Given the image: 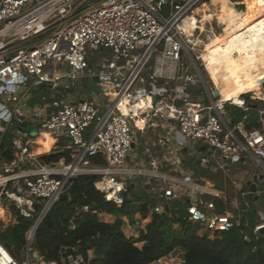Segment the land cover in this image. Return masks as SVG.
<instances>
[{
    "label": "built area",
    "instance_id": "2783aa9c",
    "mask_svg": "<svg viewBox=\"0 0 264 264\" xmlns=\"http://www.w3.org/2000/svg\"><path fill=\"white\" fill-rule=\"evenodd\" d=\"M201 1L0 0V144L9 135L14 151L12 160L0 158V203L4 198L23 216L44 218L74 179L94 174L99 176L97 188L121 206L128 189L117 168L130 155L136 130L163 125L168 131L161 133L157 144L166 147L177 172L183 171L182 162L169 140H176L180 149L204 143L232 160L249 155L264 174V105L256 106L259 128L232 127L227 105L250 111L252 102L241 95L238 102L221 101L220 94L214 97V80L208 75L210 86L198 63L207 73L204 51L197 49L202 41H190L182 28ZM168 5L169 17H164ZM87 49L111 52L91 73V78H99L97 93L91 97L60 93L61 98L27 105L28 84H51L57 92L60 87L64 92L76 88V81L90 69ZM193 52L199 53L198 61ZM185 58L195 74L188 71ZM56 72L60 75L53 76ZM171 123L176 124V135ZM93 124L94 130L88 132ZM34 129L66 136L72 161L41 163L27 142ZM100 155L106 165L96 163ZM202 162L208 165L210 158ZM150 165L158 171L161 161L153 158ZM161 190L152 214L202 225L211 239L239 224L227 212L214 214V201L200 200L208 191L192 182L191 175L167 176ZM211 193L219 196L217 191ZM144 222L142 215L135 218L136 225ZM261 229L264 209L258 211L254 234L258 236ZM34 238L29 231L22 260L0 242V264H90L92 251L86 256L79 244L62 248L56 260H46L34 250Z\"/></svg>",
    "mask_w": 264,
    "mask_h": 264
},
{
    "label": "trees",
    "instance_id": "16d2710c",
    "mask_svg": "<svg viewBox=\"0 0 264 264\" xmlns=\"http://www.w3.org/2000/svg\"><path fill=\"white\" fill-rule=\"evenodd\" d=\"M209 7L214 9L212 4ZM247 57H241L244 67L249 65L245 63L246 59H250ZM211 62V65L223 63L220 58H213ZM204 72L207 75L203 69ZM246 99L251 102V99ZM255 103L260 107L263 101L256 100ZM227 110L231 114L229 122L232 127L241 121L246 122L247 130L261 126L257 108L244 111L228 104ZM92 130L90 128L88 132ZM0 158L6 161L14 158L9 135L0 144ZM62 159L70 163L71 151L40 158L42 163L49 165H55ZM96 163L106 165L102 155L96 158ZM205 173L198 170L199 175ZM98 180L99 176L94 174L74 179L47 212L34 238L33 248L39 255L46 260H56L62 248L79 244L86 256L88 250L92 251L90 264H152L176 251L182 252L185 264H264V233L257 236L253 232L258 221L256 206L238 213L236 217L240 219V224L216 239L198 235L199 224L183 220L182 217L159 214H153L152 220L138 237H127L123 231L124 218L133 219L137 213L146 217L160 200L159 197L155 193H141L129 185L124 204L118 206L108 193L97 188ZM215 201L220 204V200ZM3 207L10 212L12 220L0 231V242L20 260L17 248L23 250L27 245L28 233L33 229L37 216H23L12 202L5 201ZM3 207L0 205V217L6 213ZM102 213L115 216V221L101 220ZM184 214L181 210V215ZM176 224L178 227H175ZM141 242L143 245L140 248L137 243Z\"/></svg>",
    "mask_w": 264,
    "mask_h": 264
},
{
    "label": "crops",
    "instance_id": "0c3cea01",
    "mask_svg": "<svg viewBox=\"0 0 264 264\" xmlns=\"http://www.w3.org/2000/svg\"><path fill=\"white\" fill-rule=\"evenodd\" d=\"M241 1H244V0H241ZM207 75H209L208 72H207ZM242 77H244V76H242ZM242 77L236 79L233 84H235L236 81H240L238 84H240L241 82L243 83V82L258 81L261 84L262 91H263V97H264V87L262 85L263 80L247 81L245 79H242ZM42 86H46V85H36V84L35 85L28 84L27 85L26 88L28 90L27 91L28 99L25 101L27 102V105L29 107H33V106L42 104L46 100H51L54 97L55 98H61L60 93L55 91V90H54V92H56V96L49 97V96L45 95V93H43L42 90L40 91L37 89V87H42ZM94 93H97V91H93V94ZM67 94L68 93H66L65 95H67ZM241 96H244L243 93ZM254 97H257V96H254ZM256 100H260V98L257 97ZM256 100L251 99V102H252V104H255L257 106V104L255 103ZM251 102H249V103H251ZM263 105H264V102L262 105H259V106H263ZM228 119H229L228 121H230V119H231L230 112H229ZM238 124L240 125L242 130H245V131L247 130L245 121H241ZM235 126H233V127H235ZM169 127H171V131H174V133H175L174 135H176L178 133L176 124L171 123L169 125ZM167 131L168 130L165 129L164 125L161 127H159V126L150 127L144 131H138V133H140V134H139V136H136L135 145L133 146V149H132L130 155L127 157L126 162L122 166L117 168V171L120 172L119 178L122 181H124V183L127 186V189H128L129 185H133L134 187H136V190H138L141 193L142 192L143 193H155L158 197H160V193L162 191L161 189H162V185H163L165 177H167V176H178L182 179L183 177H187V175H191L192 182H195V183H198V184L204 186L208 191V192H206V194L200 196V200L203 203H206L207 201H214V203H215V209L213 210L214 214L227 212L228 214L233 216V219H234V221H236V223L240 224V219L237 218L234 213H232L228 210V208H227L228 202H227L226 196L223 195L222 192H219L218 190L215 189L216 188L215 186L217 185V182H216L217 178L215 175L218 174V171L220 172L225 167H227V165L221 160L220 161L217 160V162H216L217 165H213V161L211 159V156L213 155L214 150L209 148V146L206 147L205 150H202V147L205 145L204 143L199 142L197 144V146L195 148H192V149L191 148L180 149L176 143V140H169V143H168L169 146H171L172 149L176 150L175 151L176 155L179 156V158L182 162L183 171H180V172L175 171L174 167L172 166V164L170 162V157H171L170 153H168L167 150H165L166 147H162V146L160 147V145L157 144V140L160 137L161 133L162 132L166 133ZM44 132L47 134V137H43L42 134ZM27 140H28L27 142L30 145L31 149H33V151L36 152V153L35 152H33V153L38 156L40 162H41V160H40L41 156L52 154V153H63L65 151L69 150L68 147L70 144V141L66 136L61 135L59 133H54V132L50 133V132L42 131L40 129H37V130L34 129V131L31 133V135H29ZM140 141H145V142L142 145V150L140 151V153H138L135 150V146H136V143L137 142L140 143ZM146 142H147V144L145 145ZM147 149H149V151H147ZM204 157L210 158V163L208 165L202 162V158H204ZM224 157L225 156H223L224 161H228L230 159V158H228L226 160V159H224ZM248 157H251V156L244 155L238 161L242 163ZM153 158H159L161 161V168L158 171H155L152 168V166L150 165V162ZM64 162H65V160L62 159L57 164L62 165ZM43 164H45V163H43ZM256 166H257L258 170H254V172L252 174H250L249 178L247 176L248 173L245 174L246 176L244 178V173L246 172V170H245V172L241 176L242 182L246 183L249 179H251L252 175L255 172H258L259 174H263V170L258 166V164ZM210 167H211V169H210ZM138 169H141L142 172H140V173L137 172ZM228 169L229 168H226L225 173H226V171H229ZM198 170H202V171L206 172L205 175L204 174L199 175ZM242 170H244V167L242 168ZM263 180H264V177H263ZM226 182L227 181H225L223 184H226ZM242 182H240V185L238 187L239 189L242 188L241 187ZM233 183L235 184V186H237V183L235 180L233 181ZM224 187H226V186H224ZM213 191H217L219 193V196L213 195V193H211ZM158 199H160V198H158ZM215 199L220 200V204H217ZM252 202H254V201H252ZM176 203H178V202H176ZM258 203H259V201L257 202V205H258ZM178 204H181V203H178ZM0 205H1V203H0ZM246 207H247V210L251 208L250 205H248ZM237 209L242 213L245 211V210H242V208H237ZM182 210L184 211V207H182ZM140 216H141V214L137 213V214H135L133 219L124 218L125 223L123 225V231L127 237H138L140 234V231L145 230L147 224L153 218V214L151 213V210H150V213L145 217V222L141 223L140 225H136L135 218L136 217L138 218ZM100 218H101V220H103L105 222H113L116 219L115 216L110 215V214H106V213L100 214ZM175 227H178V225L176 224ZM198 235H200V236L206 235V231L204 230V228H202V225H200V228L198 230ZM137 245L141 248L143 243L142 242L137 243ZM170 255L172 256L171 259L174 260L175 259V258H173L174 256L172 254H170ZM178 261H179V259H178ZM165 262H169V259L167 258V256L159 259L158 261H156L152 264H155V263L156 264H164ZM177 262H174V263H177Z\"/></svg>",
    "mask_w": 264,
    "mask_h": 264
},
{
    "label": "bare ground",
    "instance_id": "6f19581e",
    "mask_svg": "<svg viewBox=\"0 0 264 264\" xmlns=\"http://www.w3.org/2000/svg\"><path fill=\"white\" fill-rule=\"evenodd\" d=\"M211 2L221 10L222 17L219 24L223 30L219 35L216 34L208 42L206 41L202 58L215 86L219 87L220 100L238 102L240 95L246 92L263 97L262 87L258 81L233 83L242 76H253L255 80L264 79V0H247L248 5L244 1L245 11L236 9L230 0H211ZM215 13L217 10L211 13L204 4L195 7L192 13L183 20L182 27L187 38L190 41H201L194 38V32L196 29L204 31L206 22L212 20ZM254 24L256 26L251 29ZM255 35L259 36L256 40L253 38ZM233 36H236L235 40L230 41ZM232 43L241 44L245 50L241 49V51L246 52L250 59L253 58L257 69L239 66L237 59L241 52H233ZM213 58H220L223 63L211 65ZM138 125L142 126L143 122L139 121Z\"/></svg>",
    "mask_w": 264,
    "mask_h": 264
},
{
    "label": "rangeland",
    "instance_id": "374dc122",
    "mask_svg": "<svg viewBox=\"0 0 264 264\" xmlns=\"http://www.w3.org/2000/svg\"><path fill=\"white\" fill-rule=\"evenodd\" d=\"M244 1L248 5L247 0H244ZM211 3H212L211 0H202L197 5V6H199L201 4H204L207 7V9L209 10V12H211V13H214L215 10H217V13H215L214 18L212 20L206 22L204 31H202L201 29H196L197 32H196V30L194 32V38L200 39L202 41V43L200 42L199 47L197 45V49L199 51L204 49V44L206 43V41L208 42L211 39V37H213L216 34L219 35L223 30L221 25L219 24V20L222 17V15L220 13L221 10H220V8H215V6H214V9H210L209 4H211ZM170 10H171V7L169 5L164 8V11H163L164 17H169ZM255 26H256V24H254L251 27V29L254 28ZM254 32L255 31L253 30V35L255 34ZM186 37H187V35H186ZM235 38H236V36H233L230 39V41L235 40ZM253 38H254V40H256L257 38H259V36L255 35ZM231 49L233 50V52H238V53L242 52L241 49L244 50V48L239 43H232ZM87 54H88V61L90 64V66H89L90 69L87 71L86 76L80 77V79H78L76 81L75 96H77V97H82V96L91 97L93 95L92 87L94 85V82L92 81L91 73H92V71H96L99 69V67H101V64L104 63L105 58H110V56H111L110 51H101V50L93 51L90 49H87ZM193 55L196 58V60L198 61L197 55H199V53L193 52ZM242 56H247V55H246V53H241V56L237 59V62L239 64V66L243 68L244 65L241 61ZM247 58H249V57H247ZM251 58H252V55H251ZM252 59H246L245 63H246V65L249 64L247 67H250L252 69H257V66L254 63V60H252ZM184 62L188 66V71L192 74H195V69H194L191 61L188 58H185ZM198 63L200 64V67L202 69H204L203 63H201L200 61H198ZM57 68L61 69L62 65L58 66ZM203 74L207 78L209 85L212 86V80L208 79V76L205 74V72ZM56 75H60V73L56 72L53 76H56ZM243 79H245L247 81H251V80H255L256 78L253 76H244ZM262 85L264 87V79H263ZM37 89L40 91L42 90V92L45 93V95H47L49 97L56 96V92H54V90L52 88H47L46 86H42V87H37ZM94 127H95L94 124L91 125V129L94 130ZM139 134L140 133H138V131L136 130V136H139ZM42 135H43V137H47V134L45 132ZM144 142L145 141H140V143L139 142L136 143L135 150L138 153H140V151L142 150V145L144 144ZM146 144H147V142L145 143V145ZM211 159L213 161V165H217V163H216L217 160H219V161L221 160L227 165V167H225L220 172L218 171V174L215 175L217 178L216 179L217 185L215 186L216 187L215 189L218 190L219 192H222V194L226 196L227 202H228L227 208L230 212L234 213L235 216H237V214L240 213V211L237 208H242V210H247L246 206H248V205H250L251 207L256 206V208L259 212L264 209V196L263 195H260L259 203L261 204V206L259 207L256 202L248 201L246 190L244 193H242L241 190L238 188L240 185V182H242L241 176L245 172V170H246V172L244 173V178L246 176L245 174H247L249 170H251V169L258 170V168L256 166L257 164L253 160V158L248 157L242 163L239 161H233L232 159H229L228 161H224L222 153L218 150H214L213 155L211 156ZM243 167H244V170H242ZM226 168H229L228 169L229 171H226V173L228 172L227 174L225 173ZM210 169H211V167H210ZM247 176L249 178L250 174L248 173ZM234 180L236 181L237 186H235V184L233 183ZM225 181H227L226 184H223ZM243 184H244V182L241 183V187L245 186V184L244 185ZM224 186H226V187H224ZM5 201L6 200L4 198H2V201H1L2 207H3V203ZM4 210L6 211L5 208H4ZM11 220H12V218L10 217V212L6 211L4 216L0 217V231L2 229H4L11 222ZM219 237H221V235H218L214 239L219 238ZM24 250H25V247L23 250L22 249L19 250V248H17V252H18V256H19L20 260L26 258V254H25ZM172 255L174 256L173 258H175V259L172 260L171 259L172 256L169 255V256H167V258L169 259V262H165L164 264H174V262H177L178 259L180 260L182 258V252L181 251H176V252L172 253Z\"/></svg>",
    "mask_w": 264,
    "mask_h": 264
},
{
    "label": "water",
    "instance_id": "95a60500",
    "mask_svg": "<svg viewBox=\"0 0 264 264\" xmlns=\"http://www.w3.org/2000/svg\"><path fill=\"white\" fill-rule=\"evenodd\" d=\"M232 1V0H230ZM231 3L234 4V6L236 7V9L240 10V11H245L246 9V4L244 1H232ZM92 81L94 82V85L92 87V90L93 91H97L98 88H97V82L99 81V78L98 77H93ZM48 88H52V85L51 84H47L46 85ZM57 90L59 91V93L65 95V93H68L71 94L73 92L76 91V88L75 87H71L69 89H67V92H64L63 91V87H60V88H57ZM220 94V91H219V87H216V89L214 90L213 92V95L214 97H218ZM244 96H246V98L248 99H253V94L251 92H246V93H243ZM251 106H254L253 108H256V105L255 104H250ZM206 147H208L207 144H205L203 147H202V150H205ZM214 150V149H212ZM229 157L228 156H225L224 159H228ZM234 161H238L239 159L238 158H234L233 159ZM254 172L253 169L249 170L248 173L249 174H252ZM263 177L264 175L263 174H259L258 172H255L251 179H249L246 183L244 182L245 186L240 189L242 193L245 192L246 190V194H247V197H248V200L249 201H254V202H258L259 201V198H260V195H263L264 196V181H263ZM243 184V185H244ZM258 206L260 207L261 204L258 203ZM43 217L42 215H40L36 222H35V225L32 229V232H33V237H35V234H36V230H37V227L39 225V223L42 221ZM260 233H264V229H261ZM32 242L29 241V244Z\"/></svg>",
    "mask_w": 264,
    "mask_h": 264
}]
</instances>
